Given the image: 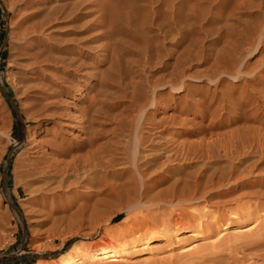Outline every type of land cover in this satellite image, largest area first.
Here are the masks:
<instances>
[{
  "label": "rangeland",
  "instance_id": "rangeland-1",
  "mask_svg": "<svg viewBox=\"0 0 264 264\" xmlns=\"http://www.w3.org/2000/svg\"><path fill=\"white\" fill-rule=\"evenodd\" d=\"M32 2L44 87L80 119L74 133L95 131L110 164L104 168L110 182L141 178L135 153L142 144L149 154L164 145L177 154L184 143L187 158L182 150L172 163L144 165L157 173L148 181L153 192L192 190L196 181L201 187L229 184L222 197L216 186L209 188L210 197L181 207L138 211L147 219L139 232L154 237L163 228L164 238L133 242L119 261L87 257V247L107 229H137L127 219L112 225L128 211L110 197L96 218L54 221L37 209L26 165L28 127L40 123L30 119L39 104L18 73L16 12L11 0H0V264L34 257L39 264H59L71 239L83 240L82 264H264V178L258 175H264V147L248 142L255 131L264 135V0ZM91 79L97 85L87 86ZM33 96L42 98L41 92ZM221 141L235 145L224 149ZM101 176L93 175V192L106 187ZM114 211L115 218H108Z\"/></svg>",
  "mask_w": 264,
  "mask_h": 264
},
{
  "label": "bare ground",
  "instance_id": "bare-ground-1",
  "mask_svg": "<svg viewBox=\"0 0 264 264\" xmlns=\"http://www.w3.org/2000/svg\"><path fill=\"white\" fill-rule=\"evenodd\" d=\"M167 2L168 0H166V3ZM11 4H13V10L16 12L15 27L13 28V33L17 39L15 47L21 51L19 54L20 69L18 73L27 89L28 96L32 98L34 103L39 104L37 112L30 119L39 121L40 123L35 127H28L30 141L26 165L27 175L30 176L29 181L31 184H34L33 190L36 195L35 205L37 209L41 215L54 221H63L65 219L79 220L81 217L87 216V214L88 217L94 216L93 218H96L95 215L100 212L98 210L102 207L101 203H105L110 197V199L119 201V204H121L119 209L128 211L125 217L121 218L119 221L112 222V225H120L123 220L127 219L129 222L133 220V222H131L132 224H130L134 229H137L136 232L127 233L123 232L121 228L105 229L104 235L106 238L104 237L101 241L98 240L96 243L89 245L87 247V257H98L101 263L108 261L105 258H114L119 261L121 257L130 253V246L133 242L138 240L148 241L150 238H152V241H157L164 238L163 228H160L154 237H150L148 232H139L140 224L144 223L147 219L145 220V218L137 214L138 211L144 212L147 209L150 210L149 206L159 205L161 207L164 204L171 207L175 205L181 207L183 204H188V202H191L195 198H207L209 196V188L213 189L216 186H218L217 188L219 190L222 188L220 192L223 191L219 196L222 197V195L226 193L223 187L226 183L229 184V182L225 181L217 182L218 184L216 185L207 184L205 187H201L200 182L196 181L192 190H190V188L189 190L180 189L179 186H174L173 189L167 192H153V190H151L152 186L148 181L151 180L152 177L154 178V176L151 175H157V173H152V171L148 173L150 169L144 168V165L150 162V160L156 164L157 162H155V160L160 159H164L162 160L163 163H172L173 160L178 159L177 156L179 153L185 150L184 143L176 147L180 150L182 149L180 152L178 150V155L175 154L176 150L165 145L156 148L153 154H149V152L146 151V147H143V144L141 147L137 146L138 148L136 147L135 155H139L138 159L140 161L137 165V170H140L141 174H143L141 178L139 179V177H135V175H128L127 177L119 178L118 182H110L107 176L104 175L109 171V169L104 168H109L110 164L104 159L103 152L105 151H103L102 146H98L99 144L97 145L98 138L95 137V131L92 130L91 127L86 129L83 125V120L81 124L83 126L79 128L80 131L86 129V133H79L80 135L74 133L73 129L79 125L80 119L74 115H70V113L66 111L67 107L60 106L59 102L54 99L58 95L55 94L54 91L52 92L46 89L47 86L46 88L44 87V83L47 81L45 82L42 73L43 70L41 69L42 67L38 65L36 58L38 56H36V48L33 43L35 37L37 38L38 36L36 35L34 25L32 0H11ZM123 8H125V6ZM86 81L88 82V80ZM91 81L92 82L89 81V85L87 83V86L96 84L92 79ZM33 92H41L42 98H37L36 96H33V98ZM44 99L46 101H44ZM251 128L256 129V125H253ZM172 135L173 130L167 134V138L170 139ZM245 142V140H242V144ZM248 142L249 146L257 145L263 149L264 135L256 134L255 131L252 139H249ZM229 145L234 146L235 144L231 142H222L220 144L224 149L228 148ZM191 146H193L192 143L188 145L189 148H191ZM60 153L63 154L61 158L58 157ZM1 155H3L2 152H0V156ZM182 155H184L185 158L189 156L186 150ZM141 165H143V167H141ZM160 171L161 169L157 170V172ZM168 172L169 171L166 173ZM94 174H101V178L104 179L106 187L103 190L99 189L95 192L97 193L98 191L100 194L104 193L107 195L105 198L96 197L95 192L90 189L89 183L97 177L93 178ZM258 175L260 177L259 179L264 178V175L261 176L262 173H258ZM215 177L216 175L214 178ZM211 183H213V181H211ZM140 186L143 187V191L139 192ZM232 187L236 188L237 186L233 185ZM116 215V211H114L111 215H108V218H115ZM104 219L106 220V217ZM180 220L181 218H177V222ZM183 225V223L179 224L180 227ZM177 230L178 229H176V231ZM175 235H177V233H175ZM81 241L83 240L79 239L74 241L70 248L59 256L63 259L59 264H82L84 255L78 247ZM40 260L39 258L32 264H39ZM240 261L241 259L238 263H242ZM222 264L230 263L223 262Z\"/></svg>",
  "mask_w": 264,
  "mask_h": 264
},
{
  "label": "trees",
  "instance_id": "trees-1",
  "mask_svg": "<svg viewBox=\"0 0 264 264\" xmlns=\"http://www.w3.org/2000/svg\"><path fill=\"white\" fill-rule=\"evenodd\" d=\"M122 218V215L119 216V218H117L116 221H119ZM74 242V239H71L67 242L65 248H68L72 245V243ZM38 257H34L31 260L27 261V260H23L21 262H23L24 264H32L33 262H35L37 260Z\"/></svg>",
  "mask_w": 264,
  "mask_h": 264
}]
</instances>
